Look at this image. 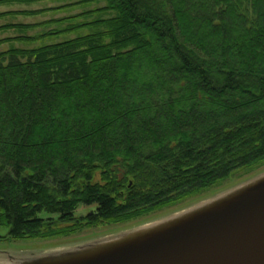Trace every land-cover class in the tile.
<instances>
[{"label":"trees","instance_id":"16d2710c","mask_svg":"<svg viewBox=\"0 0 264 264\" xmlns=\"http://www.w3.org/2000/svg\"><path fill=\"white\" fill-rule=\"evenodd\" d=\"M101 1L63 21L0 24V226L9 238L128 222L264 166V0L79 4ZM51 24L64 26L29 33ZM80 207L93 209L77 217Z\"/></svg>","mask_w":264,"mask_h":264},{"label":"water","instance_id":"95a60500","mask_svg":"<svg viewBox=\"0 0 264 264\" xmlns=\"http://www.w3.org/2000/svg\"><path fill=\"white\" fill-rule=\"evenodd\" d=\"M262 177L264 172L187 209L146 222L90 247L67 248L45 255L49 258L33 263L17 255L0 252V264H264V184L257 187L251 196L223 203L204 213L195 212L197 216L180 221L153 240L134 242L113 251L103 249L95 252L97 247L114 239L133 236L144 227L194 209ZM90 252L97 256L91 257L93 259L83 256ZM60 258L65 260L57 262Z\"/></svg>","mask_w":264,"mask_h":264},{"label":"rangeland","instance_id":"374dc122","mask_svg":"<svg viewBox=\"0 0 264 264\" xmlns=\"http://www.w3.org/2000/svg\"><path fill=\"white\" fill-rule=\"evenodd\" d=\"M79 1L81 0H41L32 5L13 4L12 6L1 7L0 12L10 11V10L16 11L19 9H29V10L46 9L47 12H44L43 14H37L27 17L19 16L12 19L8 17L5 20H0V24H5L9 21L17 22V23H25V24H32V23L39 24L44 21L46 22L56 21L60 19H62L61 21H63V19L66 17L68 18L70 16L77 15L76 13L81 14L83 11L94 10L105 5V2L103 1L94 2V3H85V4L84 3L79 4ZM99 16H100L99 14H94L92 16H89L85 20H91L92 18H98ZM64 24L68 25V23H64ZM60 26H64V25L51 24L46 27L33 28V30H31L29 33L30 35L35 34L37 32L41 34L44 31L47 32L49 29L50 30L54 28L57 29ZM80 31L63 35L60 38H58V40L56 41L54 38H52L50 40L48 39L47 41L39 40L38 42L33 44L19 43V44H15L14 46L21 48H36L39 46H43L45 44H51L57 41L68 40L89 32L87 29L83 30L82 32ZM11 33H13V31H11ZM0 35L1 36L3 35L2 37L5 38L4 36L5 33H2ZM248 171L249 170H244V169L242 171H238L237 173L229 177L227 180L220 182L217 186L207 191L201 192L189 198H185L174 205L166 206L160 210L149 213L148 215H144L138 217L137 219L124 223L100 224L92 228L82 229L78 232H75L73 234H68L65 236L43 238V239H25V240H16L9 238V228L5 226H0V252H7L12 255H17L19 258H24V260H26L27 262L33 263L34 261H38V259H42V260L48 259L49 257H46L45 255H49L51 253L61 251L67 248H72L75 246H78L76 248H81L89 245L93 246L100 243L103 240H106L111 237H115L128 230H131L134 227H137L141 224L157 220L159 218L165 217L173 212L182 210L184 208L187 209V207H190L191 205L193 206L194 204L200 201H205L209 198H212V196L214 197L215 194L217 195L222 192H225L233 188L234 186L241 184L247 181L248 179L254 178L255 176L263 173L264 166L256 169L253 172H248ZM92 209L93 207H80L76 211V216L79 217L81 215H86Z\"/></svg>","mask_w":264,"mask_h":264},{"label":"bare ground","instance_id":"6f19581e","mask_svg":"<svg viewBox=\"0 0 264 264\" xmlns=\"http://www.w3.org/2000/svg\"><path fill=\"white\" fill-rule=\"evenodd\" d=\"M263 184H264V177L252 183L241 185L235 188L234 190L229 191L228 193L219 196L217 199L208 201L194 209L187 210L183 213L173 216L170 219H166L162 222L144 227L140 229L138 232L134 233L135 235L133 236L124 237L122 239H114L110 243L103 244L97 247L95 252L99 250H103V249L113 251L118 248H125L134 242L138 244V243H145L149 240H153L157 238L159 234L170 231L171 229L170 227L179 223L180 221H187L197 216L196 214H194L195 212L199 211L198 214L204 213L223 203H231L233 201L242 199L244 197L251 196V193H253L257 189V187ZM83 256H86L85 258L89 257V259H93L91 257L97 256V254H95L94 252H90V253H84ZM64 260L65 258H60V260L57 262H61Z\"/></svg>","mask_w":264,"mask_h":264}]
</instances>
